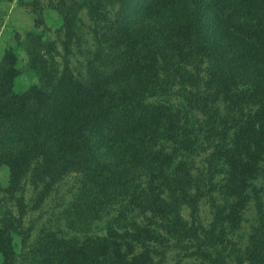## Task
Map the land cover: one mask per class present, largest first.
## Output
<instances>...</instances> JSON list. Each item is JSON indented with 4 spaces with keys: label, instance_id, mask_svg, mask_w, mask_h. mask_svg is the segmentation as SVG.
Wrapping results in <instances>:
<instances>
[{
    "label": "trees",
    "instance_id": "16d2710c",
    "mask_svg": "<svg viewBox=\"0 0 264 264\" xmlns=\"http://www.w3.org/2000/svg\"><path fill=\"white\" fill-rule=\"evenodd\" d=\"M60 16L62 62L56 42L28 35L37 84L16 92L15 56L0 59V189L13 199L31 173L38 208L75 175L56 218L72 234L42 229L27 244L22 213L2 207V264H167L173 251L239 264L226 246L239 206L223 201L264 172V0H77ZM104 202L117 213L91 234Z\"/></svg>",
    "mask_w": 264,
    "mask_h": 264
},
{
    "label": "rangeland",
    "instance_id": "374dc122",
    "mask_svg": "<svg viewBox=\"0 0 264 264\" xmlns=\"http://www.w3.org/2000/svg\"><path fill=\"white\" fill-rule=\"evenodd\" d=\"M77 0H9L0 2V59L8 50L15 56V67L19 70L15 78L14 90L23 91L38 83V78L30 69V57L26 43L28 35L35 31L43 33L45 39L56 42L58 54L56 59L62 62L65 50L62 47L64 36L61 30L60 12L66 6H69ZM77 22L78 27L83 32L86 45L89 48L92 43L91 18L87 9L82 8L79 11ZM81 26V27H80ZM84 49V51H85ZM85 56L76 49L74 55L70 57L72 68L78 69L79 64L83 62ZM204 154L196 158L197 167L203 166ZM249 167L245 169V174ZM258 176L250 183L235 184L238 188L244 190L243 196L237 200H224L223 204L229 206H239L236 228L229 231L226 236L227 250L234 245L236 259L239 264H264V172L254 173ZM22 184V190L15 193L13 199H10L1 192L0 189V218L3 212L2 207H9L16 218L21 214L20 236L29 235L27 244L32 243L42 229L63 230L66 234H72L63 226V220L57 222L59 215V205L61 197L69 198L70 188L76 189L77 179L75 175L67 176L58 182L55 191L40 205L35 208V195L38 190L31 182V173ZM30 177V178H29ZM9 182V170L6 166L0 164V188H4ZM76 191V190H75ZM74 192V191H73ZM62 197V198H63ZM18 200H21L24 209L22 212L18 208ZM104 218L91 234H102L105 228V221L113 218L117 213L118 206H111L109 202H104ZM201 219L205 225L211 221L208 205L203 204L201 208ZM229 213V209H228ZM188 211L184 209L183 215L186 218ZM21 237L18 238L21 240ZM20 247V246H19ZM18 249V247H17ZM3 244L0 241V264L3 263ZM167 264H191L189 260L173 251L167 256Z\"/></svg>",
    "mask_w": 264,
    "mask_h": 264
}]
</instances>
